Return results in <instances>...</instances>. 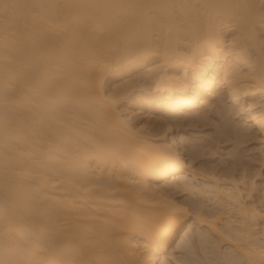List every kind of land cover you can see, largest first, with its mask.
I'll return each mask as SVG.
<instances>
[{
	"label": "bare ground",
	"instance_id": "obj_1",
	"mask_svg": "<svg viewBox=\"0 0 264 264\" xmlns=\"http://www.w3.org/2000/svg\"><path fill=\"white\" fill-rule=\"evenodd\" d=\"M262 113L264 0H0V264H264Z\"/></svg>",
	"mask_w": 264,
	"mask_h": 264
},
{
	"label": "snow or ice",
	"instance_id": "obj_2",
	"mask_svg": "<svg viewBox=\"0 0 264 264\" xmlns=\"http://www.w3.org/2000/svg\"><path fill=\"white\" fill-rule=\"evenodd\" d=\"M174 86L182 88L184 82L176 81ZM238 99V96H235L232 100L222 105L206 104L204 107L187 114L182 119L185 122H194L203 128L207 138L223 142L229 138L230 135L228 133L230 129L237 128V133H239L245 127V125L238 123V112L236 111ZM260 125L264 127V113L261 114ZM174 149V154L170 153V155H172V158L177 159L180 153L176 145H174ZM179 248L180 259H178L177 264H198L193 258L194 250L198 251L195 241L184 240L179 244ZM205 264H210V262H205Z\"/></svg>",
	"mask_w": 264,
	"mask_h": 264
},
{
	"label": "rangeland",
	"instance_id": "obj_3",
	"mask_svg": "<svg viewBox=\"0 0 264 264\" xmlns=\"http://www.w3.org/2000/svg\"><path fill=\"white\" fill-rule=\"evenodd\" d=\"M191 222V219L186 223V224H184V226L181 228V230L182 229H184V227L188 224V223H190ZM192 229H193V227H192ZM181 231H179V233H180ZM172 247V246H171ZM178 255V257H179V259H180V255L179 254H177Z\"/></svg>",
	"mask_w": 264,
	"mask_h": 264
}]
</instances>
